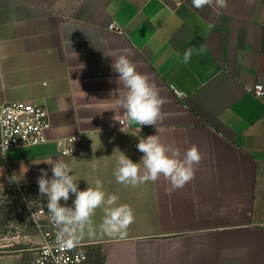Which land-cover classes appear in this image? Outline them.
<instances>
[{
    "label": "crops",
    "instance_id": "1",
    "mask_svg": "<svg viewBox=\"0 0 264 264\" xmlns=\"http://www.w3.org/2000/svg\"><path fill=\"white\" fill-rule=\"evenodd\" d=\"M202 45L207 51L182 62L186 49ZM126 49L168 101L157 126L114 120L123 110L112 95L119 88L112 64ZM257 83L264 84V0L203 10L191 0H0V107L43 105L50 140L79 139L69 157L53 143L0 148V189L39 190L41 169L52 178L45 161L59 158L79 190L100 180L133 209L124 239L102 230L103 206L77 229L96 264H264V105L250 94ZM149 135L181 154L193 145L203 154L184 188L167 193L163 177L136 187L117 182L120 151L139 163L136 145ZM36 234L0 237V264H33Z\"/></svg>",
    "mask_w": 264,
    "mask_h": 264
},
{
    "label": "clouds",
    "instance_id": "2",
    "mask_svg": "<svg viewBox=\"0 0 264 264\" xmlns=\"http://www.w3.org/2000/svg\"><path fill=\"white\" fill-rule=\"evenodd\" d=\"M245 2L251 6L255 0ZM191 5L196 10H203L205 7L227 8L228 0H191ZM205 51L207 48L203 45L198 50L188 48L183 54L182 62L187 64L193 54L199 55ZM130 55L131 50L126 49L123 54L113 59L112 67L118 73L119 88L112 95H116V105L123 110L122 119L115 115L114 120L128 128L131 125L157 126L167 116L163 106L168 101L161 96V89L151 76L137 70L138 63L129 59ZM136 147L143 153L139 163H134L120 151L118 166L114 171L117 182L136 187L148 182L155 183L163 177L170 185L166 188L169 194L184 188L195 178L196 170L203 159V154L196 145L181 154L178 147L163 144L158 135L140 138ZM45 163L51 166L52 178L48 179V172L41 169L37 183L40 195L46 197L50 220L59 229L56 239L59 248H75L80 243L77 229L82 232L85 225H91L96 209L102 206V230L109 236H118L120 239L127 236V229L135 220L133 209L129 205L119 204L118 196L107 194L100 180H96L95 187L88 186L85 190H79L78 180L69 163L59 158ZM12 180H15L14 176ZM70 194L75 196L73 205H62L61 201L67 202Z\"/></svg>",
    "mask_w": 264,
    "mask_h": 264
},
{
    "label": "built area",
    "instance_id": "3",
    "mask_svg": "<svg viewBox=\"0 0 264 264\" xmlns=\"http://www.w3.org/2000/svg\"><path fill=\"white\" fill-rule=\"evenodd\" d=\"M110 29L119 32L114 25ZM172 90L178 99L185 98V95L175 88ZM250 94L264 105V84L257 83L250 90ZM49 128L48 113L43 105L33 102H14L0 107V148L4 152L53 143L61 156H72L79 139L67 138L52 141L48 138ZM30 216L34 229L42 238L33 264H92L94 258L92 245L79 243L71 250L58 247L56 239L59 229L51 222L46 205L34 201Z\"/></svg>",
    "mask_w": 264,
    "mask_h": 264
},
{
    "label": "rangeland",
    "instance_id": "4",
    "mask_svg": "<svg viewBox=\"0 0 264 264\" xmlns=\"http://www.w3.org/2000/svg\"><path fill=\"white\" fill-rule=\"evenodd\" d=\"M34 201L44 205L47 203L46 197L41 196L39 190L0 189V237L31 236L37 233L30 216ZM28 243L30 245L32 241L29 240ZM97 260L92 259V264H96Z\"/></svg>",
    "mask_w": 264,
    "mask_h": 264
},
{
    "label": "water",
    "instance_id": "5",
    "mask_svg": "<svg viewBox=\"0 0 264 264\" xmlns=\"http://www.w3.org/2000/svg\"><path fill=\"white\" fill-rule=\"evenodd\" d=\"M130 127H131V128H140L139 125H131Z\"/></svg>",
    "mask_w": 264,
    "mask_h": 264
},
{
    "label": "trees",
    "instance_id": "6",
    "mask_svg": "<svg viewBox=\"0 0 264 264\" xmlns=\"http://www.w3.org/2000/svg\"><path fill=\"white\" fill-rule=\"evenodd\" d=\"M98 258V257H97ZM99 259V258H98Z\"/></svg>",
    "mask_w": 264,
    "mask_h": 264
}]
</instances>
